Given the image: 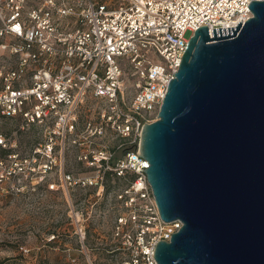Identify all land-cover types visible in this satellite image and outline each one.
<instances>
[{"label":"built area","instance_id":"2783aa9c","mask_svg":"<svg viewBox=\"0 0 264 264\" xmlns=\"http://www.w3.org/2000/svg\"><path fill=\"white\" fill-rule=\"evenodd\" d=\"M251 1L0 0V126H9L0 129V190L55 178L47 187L74 213L71 190H113L104 194L108 208L119 205L108 251L124 254L118 264H158L155 244L182 222L160 216L142 126L157 117L193 31L205 25L212 37L243 24ZM87 100L91 115L81 118ZM76 161L88 170L66 166Z\"/></svg>","mask_w":264,"mask_h":264},{"label":"water","instance_id":"95a60500","mask_svg":"<svg viewBox=\"0 0 264 264\" xmlns=\"http://www.w3.org/2000/svg\"><path fill=\"white\" fill-rule=\"evenodd\" d=\"M189 37L139 151L160 216L158 264H264V0Z\"/></svg>","mask_w":264,"mask_h":264},{"label":"rangeland","instance_id":"374dc122","mask_svg":"<svg viewBox=\"0 0 264 264\" xmlns=\"http://www.w3.org/2000/svg\"><path fill=\"white\" fill-rule=\"evenodd\" d=\"M91 105L90 100L85 102L81 118L91 115ZM0 129L7 131L9 126ZM66 166L79 173L88 170L82 161ZM56 181L33 178L0 190V264H118L124 254L108 250L117 242L112 235L119 205L114 199L111 208L104 203V194L113 190H104L102 196L95 190H71L74 213L61 190L47 187V182Z\"/></svg>","mask_w":264,"mask_h":264},{"label":"trees","instance_id":"16d2710c","mask_svg":"<svg viewBox=\"0 0 264 264\" xmlns=\"http://www.w3.org/2000/svg\"><path fill=\"white\" fill-rule=\"evenodd\" d=\"M116 153H117V154H120V153H121V150L117 149V150H116Z\"/></svg>","mask_w":264,"mask_h":264}]
</instances>
